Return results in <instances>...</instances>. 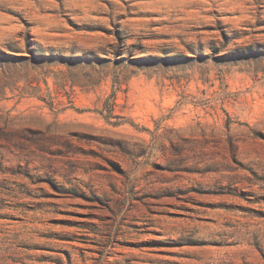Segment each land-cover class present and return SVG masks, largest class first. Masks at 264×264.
<instances>
[{
    "label": "rangeland",
    "instance_id": "1",
    "mask_svg": "<svg viewBox=\"0 0 264 264\" xmlns=\"http://www.w3.org/2000/svg\"><path fill=\"white\" fill-rule=\"evenodd\" d=\"M0 264H264V0H0Z\"/></svg>",
    "mask_w": 264,
    "mask_h": 264
}]
</instances>
